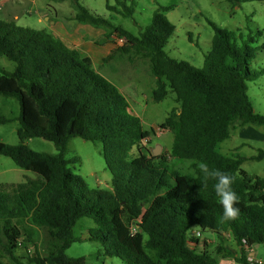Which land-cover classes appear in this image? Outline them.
Instances as JSON below:
<instances>
[{
  "label": "trees",
  "instance_id": "1",
  "mask_svg": "<svg viewBox=\"0 0 264 264\" xmlns=\"http://www.w3.org/2000/svg\"><path fill=\"white\" fill-rule=\"evenodd\" d=\"M115 2V7H107L111 12L132 18V6L125 0ZM75 11L76 22L102 29L106 39L113 35L124 39L112 54L148 61L155 78V103L173 94L177 107L159 128L173 133L169 155L176 163L168 165L162 156L139 149L131 157L132 149L147 141L149 133L142 130L123 94L89 58L43 30L0 20V57L14 64L11 72L0 68V96L14 98L19 105V142H0V157L35 174L22 182L0 184V264L4 259L15 264H78L65 251L81 241L99 243L104 256L125 264H217L206 250L190 247L199 241L191 236L199 232L194 229L210 231L223 243L228 237L239 249L238 257L223 246L216 254L224 251V257L250 264L245 250L264 247V177L249 175L241 166L263 160L264 150L246 158L217 149L236 128L264 127V114L253 110L247 96L249 46L235 47L230 34L209 21L214 32L210 52L197 69L165 52L174 28L159 12L134 35L79 4ZM7 122L0 117V124ZM33 138L51 142L57 154L32 151L25 141ZM72 138L101 145L111 175L109 190L90 189L67 170L77 161L65 157ZM200 162L210 171L236 177L231 187L239 197L235 205L239 214L234 220L223 219L215 181L203 185ZM179 164L185 170L177 168ZM83 218L91 219L94 227L81 239L73 231ZM132 224L138 228L135 235L129 232ZM41 231L46 233L42 252L17 256L21 246L37 248Z\"/></svg>",
  "mask_w": 264,
  "mask_h": 264
},
{
  "label": "rangeland",
  "instance_id": "2",
  "mask_svg": "<svg viewBox=\"0 0 264 264\" xmlns=\"http://www.w3.org/2000/svg\"><path fill=\"white\" fill-rule=\"evenodd\" d=\"M4 9L0 10V20L13 22L17 26L42 30L47 27L46 22L38 23V18L43 14L49 15L58 23L67 24L71 16L75 15L77 4L92 13L110 20L113 24L123 27L134 35H139L150 24L153 13L159 12L169 22L174 32L167 40L165 52L172 58L185 61L193 67L200 69L203 59L210 52L211 41L214 35L209 21L230 34L231 43L235 47L248 45L251 58L248 59L250 80L247 83V96L257 113L264 114V0H125L127 6H132V18H123L107 7H115V0H0ZM12 2V7L10 6ZM13 14L18 16L13 20ZM100 40H96L97 43ZM113 44L118 48L117 36L114 35ZM100 66V65H99ZM96 69L98 66L95 64ZM100 70V75L115 85L125 97L129 110L140 119L141 128L149 133V139L133 148L130 155L135 157L138 149L145 155L157 156L166 159L168 165H173L176 160L170 157L169 152L173 142L171 131H162L159 127L165 121L170 111L177 107L173 101V94L155 103L152 100V91L155 87V78L148 69V61L132 58L127 55L113 53ZM0 68L11 72L14 64L0 57ZM19 105L16 99L0 96V117L8 119L7 123L0 124V142L16 145L19 140L16 131L18 125ZM248 128L264 134V127ZM233 133V132H232ZM235 133L231 134L234 135ZM241 139L234 138L223 142L217 148L223 155H231L234 149L241 144ZM25 144L34 152L55 155L57 151L51 142L40 138L25 141ZM252 146L242 148L239 154L246 157L255 155L259 149H264L261 141H254ZM101 145L84 141L81 138H72L66 145V158H76L77 161L67 166V170L80 177L90 189L109 190L111 175L106 169L101 155ZM156 156V157H157ZM188 165V163H184ZM183 164L177 168L185 170ZM16 168L13 162L5 157H0V184L22 182L26 178H34L35 174L20 171L25 178L9 171ZM176 168V169H177ZM241 168L249 175L264 177V159L260 161H245ZM3 170L5 172H3ZM20 170V169H19ZM94 227L89 218H83L74 227V235L81 239L88 236V231ZM199 231L202 238L207 241L218 242L217 236L210 231ZM46 233L40 232L37 248L33 245L21 246L16 255L19 257H33L37 252H42V240ZM146 239V237H145ZM208 247L214 250L215 245ZM258 257L264 264V247L257 245ZM65 255L78 264H125L118 258H109L102 254V246L96 242H75L65 251ZM4 264H15L9 259L2 261ZM25 262V261H24Z\"/></svg>",
  "mask_w": 264,
  "mask_h": 264
},
{
  "label": "crops",
  "instance_id": "3",
  "mask_svg": "<svg viewBox=\"0 0 264 264\" xmlns=\"http://www.w3.org/2000/svg\"><path fill=\"white\" fill-rule=\"evenodd\" d=\"M10 6L12 7V2H10ZM4 2L0 1V10L4 9ZM55 13V20L51 18L47 14H43L41 17L38 18V23L46 22L47 27H44L42 29L46 33L50 34L54 38L60 40L68 49H75L77 50L81 57H86L91 60L93 68L100 74V70L102 69L103 60L107 58L109 55L112 54V52L117 48L113 44V38L114 35L110 38H105V32L102 29L93 28L89 25H84L76 22L74 20V16H71L69 18V22L67 24L58 23L56 20V12ZM18 16L16 14H13V20H17ZM96 40H100V43H97ZM95 64L98 66V69H96ZM100 65V66H99ZM101 69H100V68ZM120 91V90H119ZM121 92V91H120ZM235 133L234 135H230L229 139L238 138L241 139V144L234 149L233 153H239L242 148L252 146V142L254 141H261L264 144V134L252 130L248 128V126L242 127V128H236L232 131ZM231 132V134H233ZM228 139V140H229ZM264 150V149H259ZM258 150V151H259ZM231 153V154H233ZM257 154V153H256ZM255 154V155H256ZM255 155L246 156V158H250ZM9 171L16 173L17 175H20L21 177L25 178L27 175L23 174L22 170H19L18 168H9ZM3 172H5L3 170ZM259 177V176H258ZM20 182V181H18ZM14 182V183H18ZM225 243L220 242L218 240L217 243L214 244V241H207L205 238H202V236L199 238L198 245L197 246H190L191 248H194L197 252H201L203 250H206L209 254H211L217 261V264H238L235 262V259L233 257H224V251L230 252L234 257H238V251L239 249L236 247L234 242L229 239L228 237L225 238ZM212 244L215 245L214 250H209L208 247ZM219 246L224 247L223 253L216 254L215 250ZM218 248L217 251L220 252ZM246 258L247 260H254V261H260L262 263V260L258 257V248L257 245L251 247L248 250H245ZM263 264V263H262Z\"/></svg>",
  "mask_w": 264,
  "mask_h": 264
},
{
  "label": "clouds",
  "instance_id": "4",
  "mask_svg": "<svg viewBox=\"0 0 264 264\" xmlns=\"http://www.w3.org/2000/svg\"><path fill=\"white\" fill-rule=\"evenodd\" d=\"M198 168L203 174L204 180L202 183L205 187L207 186V180L212 179L215 181L213 190L222 206L223 219L225 221L234 220L239 214V208L235 206L239 202V197L231 187L236 177L220 172L219 170L210 171L208 165L204 162H200Z\"/></svg>",
  "mask_w": 264,
  "mask_h": 264
},
{
  "label": "built area",
  "instance_id": "5",
  "mask_svg": "<svg viewBox=\"0 0 264 264\" xmlns=\"http://www.w3.org/2000/svg\"><path fill=\"white\" fill-rule=\"evenodd\" d=\"M117 36V35H116ZM117 44L119 46H122L124 44V39L117 36ZM137 226L132 224L130 229H129V232H130V235H135L137 233ZM192 237H195V238H200L201 235H200V232H192L191 234ZM250 264H262L260 261H254L252 259L248 260Z\"/></svg>",
  "mask_w": 264,
  "mask_h": 264
},
{
  "label": "water",
  "instance_id": "6",
  "mask_svg": "<svg viewBox=\"0 0 264 264\" xmlns=\"http://www.w3.org/2000/svg\"><path fill=\"white\" fill-rule=\"evenodd\" d=\"M152 155H153V156H157L155 152H153V154H152Z\"/></svg>",
  "mask_w": 264,
  "mask_h": 264
}]
</instances>
